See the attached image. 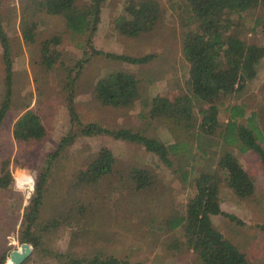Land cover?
Segmentation results:
<instances>
[{
    "label": "rangeland",
    "instance_id": "obj_1",
    "mask_svg": "<svg viewBox=\"0 0 264 264\" xmlns=\"http://www.w3.org/2000/svg\"><path fill=\"white\" fill-rule=\"evenodd\" d=\"M126 1H102L94 46L104 52L131 56L153 54L154 58L144 64H131L103 55L88 57L80 75L72 83L74 105L82 123L97 122L110 128L140 129L171 142L173 137L156 122L144 130L145 119L140 114H147L154 95L173 97L189 92L185 84L188 68L180 49V1L156 0L162 11L161 20L151 30L135 37L119 34L114 28L113 22L124 13ZM18 3L19 0H2L0 6L13 64L11 105L0 123V176L3 174L2 164L7 161L13 178L10 188L0 189V254H6L5 264H14L9 259V253L21 245L18 240L20 222L29 201L24 194L16 191L15 178L22 171L35 172L38 177L45 166L49 169L48 177L34 228L45 251H34L32 247L30 255L21 264H68L65 255L60 257L61 253L81 257L94 252L128 257L140 264H197L192 248L183 241L184 246L176 251L164 249L174 234L166 229L157 231V223L148 224L149 219L160 220L173 210H185L191 195L189 182L193 174L182 181L179 172L175 171V164L174 168H169L140 144L105 134L79 135L60 149L57 158L47 161V154L56 150L60 138L72 128L66 84L74 77V64L85 57L84 36L70 33L56 17L39 14L36 39L33 43H26L20 32ZM259 12L252 9L242 14L244 22L239 32L246 41L264 45L261 25H253V19ZM54 35L59 36L61 41L53 47L56 61L46 68L40 63L39 46L42 40ZM117 68L128 70L139 79V98L127 107L104 106L94 96L96 80L108 69ZM4 76L5 64L0 44V105L5 88ZM263 85L264 57L256 66V75L246 83L244 90L239 95L225 98L219 112L222 128L228 115L224 108L229 104L244 103L245 116L252 111H260L264 102ZM26 107L39 115L45 134L40 140L19 143L12 135L13 124ZM260 126L264 135V124L260 123ZM220 141L219 136L218 139H206L212 154L214 149L218 153ZM101 146L108 147L116 159L112 172L95 184H78L79 171L87 166ZM234 151L252 176L255 192L247 198H239L231 189L222 186L219 191L220 208L240 222L225 215H215L211 217L212 224L246 254L249 264H264V161L253 151ZM216 160L211 165L212 170ZM134 166L147 167L155 173L157 179L152 190L137 192L132 188L126 175ZM198 168L196 166V170ZM54 218L60 223L45 230L48 221ZM144 230L149 232L143 233Z\"/></svg>",
    "mask_w": 264,
    "mask_h": 264
},
{
    "label": "trees",
    "instance_id": "obj_2",
    "mask_svg": "<svg viewBox=\"0 0 264 264\" xmlns=\"http://www.w3.org/2000/svg\"><path fill=\"white\" fill-rule=\"evenodd\" d=\"M102 1L19 0V26L26 43H33L36 39L39 14L56 17L70 33L84 36L85 57L74 64V77L70 76L66 84L69 88L67 109L72 128L60 138L56 150L47 154V161L57 158L60 149L79 135L105 134L140 144L145 151L156 155L165 166L174 168L175 164V171L179 172L182 181L193 174L189 182L191 195L185 210H173L160 220L149 219L148 224H158L157 231L166 229L174 234L164 249L166 247L167 250L176 251L185 243L195 253L197 264H248L246 254L213 226L211 217L225 215L231 220H237L220 208L219 191L222 186L231 189L239 198H247L255 192V182L239 162L234 150L240 153L253 151L264 161V135L260 126V123L264 124V102L258 113L252 111L249 116H245L244 103L227 104L224 110L228 115L223 128L219 120L225 98L239 95L244 90L246 83L256 75V66L264 57V45L246 41L239 32L244 22L242 14L258 9L260 12L256 17L254 15L256 19H253V25H261L264 34V0H179L182 12L180 49L188 68L185 84L189 92L173 97L154 95L150 99L147 114H140L145 119L144 130L156 122L173 137L171 142L148 135L140 129L110 128L97 122L82 123L80 120L74 105L72 83L80 75L88 57L103 55L131 64H144L154 58L153 54L131 56L95 48L93 38L100 22ZM161 16L162 11L156 0H127L124 13L116 17L113 23L119 34L135 37L143 31L151 30L161 20ZM60 41V37L54 35L40 42V63L44 67L50 68L56 61L53 47ZM0 44L5 64L1 123L13 95L10 43L1 16ZM94 96L104 106H130L139 98V79L128 70L108 69L96 80ZM44 134L45 127L32 108L25 109L13 124L12 135L19 143L40 140ZM218 136L221 138L220 149L218 153L214 149L213 155L206 145V139H218ZM215 159L216 166L212 170L211 165ZM115 162L108 147H99L87 166L79 171L77 183L86 186L97 183L112 172ZM196 166H199L197 170ZM1 168L3 174L0 176V189L4 190L10 188L13 178L7 161ZM48 171V166H45L37 177L35 192L24 207L18 234L20 243L27 242L38 252L45 251V248H42L41 238L34 228L39 219ZM126 177L137 192L152 190L157 179L155 173L147 167L136 166L128 170ZM20 204L19 201L18 208ZM57 223H60L57 218L50 219L44 229L54 228ZM64 255L68 264H140L130 261L128 257L101 252L81 257L61 253L60 257ZM5 260L6 254L2 252L0 264H5Z\"/></svg>",
    "mask_w": 264,
    "mask_h": 264
},
{
    "label": "clouds",
    "instance_id": "obj_3",
    "mask_svg": "<svg viewBox=\"0 0 264 264\" xmlns=\"http://www.w3.org/2000/svg\"><path fill=\"white\" fill-rule=\"evenodd\" d=\"M36 181L37 174L35 172L22 171L15 178V189L24 194L26 200L30 199L35 192Z\"/></svg>",
    "mask_w": 264,
    "mask_h": 264
},
{
    "label": "water",
    "instance_id": "obj_4",
    "mask_svg": "<svg viewBox=\"0 0 264 264\" xmlns=\"http://www.w3.org/2000/svg\"><path fill=\"white\" fill-rule=\"evenodd\" d=\"M32 246L27 242L21 243L20 247L9 253V259L14 264H21L31 253Z\"/></svg>",
    "mask_w": 264,
    "mask_h": 264
},
{
    "label": "crops",
    "instance_id": "obj_5",
    "mask_svg": "<svg viewBox=\"0 0 264 264\" xmlns=\"http://www.w3.org/2000/svg\"><path fill=\"white\" fill-rule=\"evenodd\" d=\"M248 264H249V262H248Z\"/></svg>",
    "mask_w": 264,
    "mask_h": 264
},
{
    "label": "bare ground",
    "instance_id": "obj_6",
    "mask_svg": "<svg viewBox=\"0 0 264 264\" xmlns=\"http://www.w3.org/2000/svg\"><path fill=\"white\" fill-rule=\"evenodd\" d=\"M22 194V193H21Z\"/></svg>",
    "mask_w": 264,
    "mask_h": 264
}]
</instances>
